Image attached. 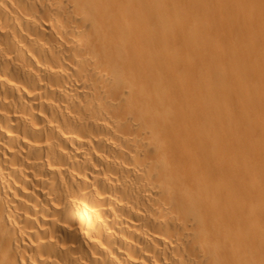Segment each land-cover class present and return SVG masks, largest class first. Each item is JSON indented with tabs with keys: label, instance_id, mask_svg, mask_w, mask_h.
<instances>
[{
	"label": "bare ground",
	"instance_id": "1",
	"mask_svg": "<svg viewBox=\"0 0 264 264\" xmlns=\"http://www.w3.org/2000/svg\"><path fill=\"white\" fill-rule=\"evenodd\" d=\"M0 264H264V0H0Z\"/></svg>",
	"mask_w": 264,
	"mask_h": 264
}]
</instances>
